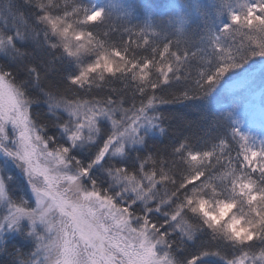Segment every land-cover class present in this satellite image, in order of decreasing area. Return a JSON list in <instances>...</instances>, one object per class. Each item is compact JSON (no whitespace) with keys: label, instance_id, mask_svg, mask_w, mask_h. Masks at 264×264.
<instances>
[{"label":"snow or ice","instance_id":"1","mask_svg":"<svg viewBox=\"0 0 264 264\" xmlns=\"http://www.w3.org/2000/svg\"><path fill=\"white\" fill-rule=\"evenodd\" d=\"M149 7L0 0V251L8 234L32 249L13 264H264V138L228 113L149 146L168 136L163 106L264 60V0H189L175 21L128 26Z\"/></svg>","mask_w":264,"mask_h":264},{"label":"trees","instance_id":"2","mask_svg":"<svg viewBox=\"0 0 264 264\" xmlns=\"http://www.w3.org/2000/svg\"><path fill=\"white\" fill-rule=\"evenodd\" d=\"M113 3H135L138 5H149V10L144 12L137 13V15L131 18L132 23L129 24V27L134 25H143L144 23H149L153 25H159L161 22L172 21L171 17L173 15L172 5H166L165 0H110ZM205 2V0H204ZM211 2V1H210ZM209 2V3H210ZM205 4H207L205 2ZM116 20V17H114ZM171 27V24L168 25ZM187 36L191 41H199L201 35H203V23L200 22L199 26L188 25L186 26ZM118 38V37H117ZM4 59L0 58V64L4 63ZM262 67V68H261ZM261 68V69H260ZM62 73L59 70V65L57 66V71L51 72L48 80L45 82L46 85H56L61 80ZM264 75V60H261L259 57L253 58L249 61L244 68L235 70L233 73H230L225 80L222 82L218 91L203 100L191 101V102H181L173 103L163 106L162 111L165 116L163 126L168 130V136H162L158 132L153 134L152 138L149 141V146L152 147L155 145L160 149H164L170 145V143L177 137L187 134L191 129L189 125L192 126V129L197 127H207L209 122H212L220 117H227L228 113L232 114V118L239 120L241 122V127L247 133L248 130L253 131L252 135L257 139L260 136L259 127L252 129L248 128L249 122L246 120V117L242 116L237 112L238 106L232 99L230 93L231 88L238 89L245 87L246 85H253L249 90L256 91L258 84L255 83L256 78ZM117 87L121 85L117 84ZM264 89L261 88L260 91ZM55 90V89H54ZM241 90V89H240ZM97 90H94V93ZM171 91V90H170ZM99 95H104L103 92ZM165 95H169L168 92ZM99 98L94 94H87L84 96V99ZM254 101L256 97H253ZM46 105L40 103L39 105H34L32 108L33 117L40 122L47 123L46 116ZM243 117V118H242ZM231 121L229 120V123ZM54 131L50 129V132ZM195 143V141H194ZM202 146V145H198ZM170 151V148L168 149ZM235 153H233L234 155ZM8 175L14 176L15 183L12 185V191L18 196H22L23 199L32 201L31 194L26 188V182L22 174L15 169L10 167L8 170ZM14 199L17 197L14 196ZM6 251H0V264H13V255L17 249H19L25 257H27L31 252V245L29 242L23 240L22 238H17L11 240L5 244Z\"/></svg>","mask_w":264,"mask_h":264},{"label":"rangeland","instance_id":"3","mask_svg":"<svg viewBox=\"0 0 264 264\" xmlns=\"http://www.w3.org/2000/svg\"><path fill=\"white\" fill-rule=\"evenodd\" d=\"M115 1H119V0H115ZM210 1L211 0H205L207 4ZM188 2L189 0H165L166 5H172V9H173V15L171 17L172 21H175L178 14L180 13L179 6L182 4H186ZM200 2L205 4L204 0H200ZM252 84H258L256 86L257 87L256 91L252 92L251 90H249L250 87L253 85L248 84L245 87L240 88L241 90L238 89L237 91L235 90V88H231L230 95L232 99H234L236 106H238V109H236L237 112L240 113L242 116L246 117V120H248L249 122L248 128L252 129V127L254 128L259 127L260 136L257 138V141H259L260 139L264 138V89L260 91V93H258V91L264 87V75L257 77L255 83ZM253 97H256L255 101ZM252 132L253 131L250 130L247 131V133H249L250 135H252ZM0 160H3L2 156H0ZM17 170L19 171V169ZM24 179L26 182L25 177ZM28 190L30 192V189ZM32 201L34 203V198H32ZM6 211L7 209L3 205H0V216L6 214ZM226 218L227 217H225V219ZM17 238H21V237L16 234H8L6 237V243Z\"/></svg>","mask_w":264,"mask_h":264}]
</instances>
